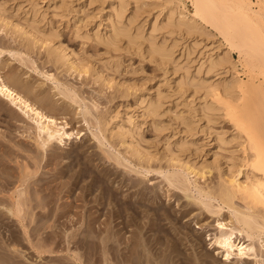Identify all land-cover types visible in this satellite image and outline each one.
<instances>
[{
	"label": "bare ground",
	"instance_id": "1",
	"mask_svg": "<svg viewBox=\"0 0 264 264\" xmlns=\"http://www.w3.org/2000/svg\"><path fill=\"white\" fill-rule=\"evenodd\" d=\"M28 1L30 3L29 7L26 9L25 15H23L24 17H21L22 19L20 20H15L13 18L14 16L9 17V14H6L8 8L6 9L5 6L3 7L0 4V24L1 22H4V25L1 26H4V29L12 35H17L20 38L22 37V40H25L24 44L25 49L27 48V52H33V48H36L37 46L44 47L47 53L46 56L53 65L60 64L61 66H67L69 70L77 71L80 75L89 74L91 81L99 83L103 87L107 86L108 88H113V92H111L112 95L108 96L109 101H113L117 97H127L132 94L135 98L136 109L143 113L142 116H139V119L135 118L129 111H121V106L114 109L109 108V111H97L96 113L87 107L86 115L94 116L95 125L100 128L101 134H94V136L97 137V140L100 141L99 143H102L103 145V139H106L116 148L124 146L123 150L121 148H119V150L120 154H123L122 157L125 158L120 157L119 154H111V152L109 153V151L103 149L104 152L107 151V154L109 153L108 158H114L121 165L125 164L126 159L130 161V163L135 159L136 167L139 166V169H147L148 173L154 171V169L155 171L162 172L163 165L160 163L163 160L168 163V166L179 167L180 169L171 171V174L169 173L166 177H168L167 179L171 185H174L176 188L185 192L184 196L190 201L187 203L188 207L184 210L186 215H190L196 209L193 205L190 206L191 208L189 207L191 203L197 204L202 210V215L206 218H211L214 214L217 215L218 218L215 219V225L219 234L216 235L212 245L214 244L221 250L225 256L224 259L230 260L234 258L235 255L240 259L248 261L250 259H256L255 264H264V259L260 258V254L264 255V148L260 144H257L258 140L256 143L252 141L248 135L250 133L251 135L255 134L253 132L256 130L253 132L250 130L251 132L246 134L248 136H243V134L239 132L240 130L238 129L237 124L234 126L237 127L236 129L239 131L234 129V131L231 130V133L230 131L228 132L224 126L222 129H217L213 125V123L215 124L220 123L223 120L225 121V116L228 118L230 116L234 123L239 120L241 121L242 113L247 114L245 117L246 119L247 117L249 118L248 115H254L253 117L256 119L260 118V112L258 111L259 108L258 110L256 107H248L242 110L239 109L241 106L239 102L242 97L239 88L242 83L244 85V79H242L240 75L239 60H237L234 55L235 52H249L248 48L255 44L256 47L254 46L253 48L252 46V48H250V51L252 52L251 54L256 52L259 56L264 58V53L262 56V53L260 52L264 51V47L259 46L260 42L262 43L260 38L262 39L261 36L264 35V33L262 32V34L260 32V38L255 36V39H259V42L257 41L258 44L254 43L255 39H252V37L255 34H258L257 32L260 31V29L258 30L253 24L251 25L249 23L252 21L253 16L258 14L254 5L255 2L253 0H193L195 12L192 13L187 8L185 0H86L89 5L100 2V5L102 6L99 11V13H101V22L94 35L97 42L105 47V53L108 54L107 56H103L106 57L105 62L102 65L99 64L96 66L92 63L89 56L81 59L79 56L82 53L76 51L75 48L62 38L59 30H56L58 28L49 27L50 24L48 28L47 25L45 27L43 21L46 20V16H41L42 7L39 0ZM63 2H66V0H63ZM84 3L85 1L83 4ZM149 5L154 6L149 10ZM22 7L23 4L18 6L17 10H20ZM81 10V8L77 9L78 12ZM144 12H147V16H143ZM44 13H42V15ZM248 19L251 20L247 22ZM240 20H243L242 24L244 20L246 21L245 25L249 23L248 26H246L249 30L247 35L251 36V41L253 40L254 42L251 43L249 38L244 37L246 35L245 33H247L244 31H247V29L244 27L245 25L242 27L240 26ZM238 23L241 28L238 27L241 30L242 28L245 30L238 32L240 29H238V27L235 28V25ZM252 28L254 31H256V29L258 31L254 34ZM74 32L77 37L91 38V34L86 31L83 32L80 26H77ZM235 32H237V35ZM238 33L240 36H238ZM222 35H224L225 38L221 41V39H223ZM236 36H238V41H240V43L237 42ZM219 37L222 38L220 39ZM239 37L242 39H239ZM217 39L220 40L217 41ZM242 40L245 42H242ZM247 40L250 42L248 43ZM246 42L248 44H246ZM259 47L263 49L257 50L260 49ZM255 48L257 51L252 50ZM113 51L134 52L156 62L159 67L163 68L165 71L167 88L164 89L162 86H158L154 90V86H152L150 88L146 87L143 92V90L137 89L134 84H126L125 81L118 80V73L123 66V57L120 53L111 56ZM258 51L260 53H258ZM178 52L180 55L179 58L177 57ZM253 57L255 56L253 55L252 58ZM261 57H259V61ZM263 58L261 59L263 60ZM184 59L185 64L182 63V60ZM253 60L250 61L253 63ZM255 61H258V59ZM247 63H249V61ZM194 64L197 65L195 66V72H193L192 69ZM254 64L255 62L252 65ZM12 78V81L13 79L17 80ZM54 79H58V76H55ZM11 80H9V78H7L0 70V94L35 124L36 138L35 140L33 138L35 141L33 142L34 145L28 142H23L21 145V148L24 149L23 151L27 150L32 153L30 155L32 160H29L26 164L21 162L22 165L20 163V156L18 157L20 161L15 157L14 160L19 162L21 166H16L17 163L13 164L12 162V155L15 153L13 152V148L11 150V148L7 147L9 145L0 142V149L4 152V154H0V264H15V259L20 257L18 255L19 257L16 258L17 255H15V251L20 253L26 252L24 248H17L18 244L19 246L21 244L24 245L23 247H27V244H29L27 241L32 243V247L30 248L35 251L37 250L39 253L54 252L57 248H52L53 244L57 247L63 246L65 249V251H63L70 256L69 258L67 257V259H69L68 261H70L69 264H114L111 262V256L109 257L110 252L119 249L116 246L120 244H116L115 241L118 242L121 241V238L124 239L123 236L125 233L120 237L121 229H116L113 225V216L116 217L117 215L121 217L125 214L123 209L125 207H122L125 202H119L120 200H118V198L120 197H116L115 191L110 187L111 185L108 184L110 181H108L107 176H113V174H110L111 169H104L105 171L102 169L104 171L102 174L96 171L93 176H90L92 179L90 180L89 178L88 180L87 178V181L84 177L88 176L87 173L92 170V166H83V169L77 171L76 174L73 171L74 169H72L73 166L69 169H59L58 173L65 178L68 177L70 180H65L68 181L69 184L71 183L68 188L62 186L60 189L61 194L64 190L69 193L73 190V186L81 187V183L84 184L82 188L85 189L81 190L83 193L76 198L74 197V200L66 202V199L62 205L57 197V191L59 188L57 189V187H55L56 185L51 183L52 178L51 180L50 178L47 180V172L44 168L42 171L39 170L44 161L43 153L46 151L47 153L52 151L53 154L55 152L56 154L61 152L59 157L62 159H70L75 155H68L67 153L59 151V148L57 149L58 142L63 143L69 139L77 137L75 136L77 135V132L75 133V128H73L75 125L69 127L70 122L68 121L61 125L62 122H59L58 116L55 114L57 113L56 111L52 109V112L55 115L46 111V108L44 107H47L48 105L49 107L56 109V107H54L55 103L51 102L53 101L52 98H50V101V96L48 97V94L51 92L48 93L49 91L46 92L43 89H40L43 90L41 91L42 94L36 92L42 96L44 94V101L46 103L45 105H38L37 102H33L31 98L26 95L27 93L25 94L19 90V88L15 86L16 84H13L14 81L11 83ZM18 81L20 80L18 79ZM18 81H16V83ZM69 83L71 82H68V84ZM17 84H19L18 87H20L24 84V81L22 84L19 82ZM173 84L174 86L172 87ZM27 85L25 84L26 87H28ZM43 85L45 87V84ZM250 85L256 87L255 83H251ZM69 86H74V84H69ZM249 86L247 85V87ZM31 87L32 86H30V89ZM21 88H25L24 85H22ZM59 88L60 87H58V89ZM167 89L170 91H166ZM63 90L64 92L59 89V93H64L66 95L67 91L65 92V90H68V88L65 87ZM69 90L68 92L72 93ZM146 90L148 92H145ZM153 91L155 92L154 95L152 94ZM260 91L261 89L259 92ZM103 92H105L104 88H101L99 93L104 94ZM188 92L192 94L190 102L187 104L189 109L186 108L180 110V104H177L174 116L178 124L182 125L184 129L181 130L182 132H178L177 136L174 135V138H168L162 151L163 157L160 158V156L153 153L151 149L147 147L145 148L142 145V141L144 140L142 131L143 125L147 123L148 119H150L156 130H162L163 127L157 123L156 117L166 113V102L169 100L168 96L178 94V98H182ZM256 92L257 94H255V97L260 98V96L263 95L259 93V96L258 91ZM262 93L264 92L262 91ZM74 94L72 93L71 100L77 101ZM37 96L39 97V95ZM199 97L200 100H197ZM42 104L44 103L42 102ZM257 107L259 106L257 105ZM64 110L63 113H69L70 108H65ZM257 111L259 118L256 117ZM262 119L263 118L260 120ZM202 121L204 124H200ZM248 121L251 120L248 119ZM246 122H244V124ZM259 124L261 126V123ZM259 124H256V126L259 127L258 129H261ZM256 126H253V129ZM200 127H202V131L206 133L207 137L210 138L208 143L212 146L210 152H213L214 156V159L211 162L212 164L209 165L208 169H206L207 165L195 162L192 160L191 156L187 159V155L188 153H191V149H200L196 137L197 133L195 131ZM260 133L263 132L260 131ZM262 138H264V136ZM219 149L229 152V155H220L218 152ZM77 151L78 152L75 151L76 154H78L76 155V158H78L77 156L83 155L85 148L79 147ZM7 157H10V159H7ZM123 159H125V162ZM72 160L73 159H71V161ZM93 160L94 159L92 158V161ZM157 160L160 161V163L156 169L153 165V161ZM82 164H79V166L77 164V166L80 167ZM33 166H36V168ZM152 168L154 169L152 170ZM138 172H141V170H137V173ZM213 173L215 174L216 179L211 177ZM56 177L58 176L56 175ZM207 177H209V179L211 178V182H208L207 180L203 183L200 182L202 178ZM85 181L86 183H83ZM57 185L59 186V184ZM97 188L101 189V191L100 193H97L99 192L97 191L96 195L95 190ZM192 188H196L198 195L192 192ZM94 193L96 196L89 198V196L91 197ZM74 196L76 195L74 194ZM146 196L148 195L146 194ZM146 196L144 197L147 199ZM108 199L110 202L117 199V202L113 205L110 204L112 207L106 212L107 218L103 223H106L107 228L105 227L104 230L102 228L103 226L98 228L99 225H97L101 220V214L99 218V213L97 214L95 210L93 211L91 209L93 206L97 205V202L99 205H103L104 201H108ZM79 200H82V202L79 203ZM122 200H124V198ZM197 200L199 202H197ZM92 201L96 202V204H91ZM130 206H126V210L131 209ZM78 208L81 209L78 210ZM146 209H148V211L151 210L150 208ZM164 209L166 208L164 207ZM224 211L225 213L227 211L229 214L228 218H226L227 215L223 214ZM125 212L127 213L128 211ZM164 212L166 213V211ZM151 213H149V215H151ZM159 213L161 212L159 211ZM153 216L157 215H151L150 218L152 217V220L154 219ZM112 217L113 219L111 220ZM146 219L148 220V218ZM156 219L157 218H155V220ZM174 221L175 220H173V222ZM147 222L149 223L150 221ZM61 224L64 225V228H62ZM69 225L71 228H68ZM158 229L160 230V227ZM61 230H64L65 232L63 231V233ZM159 230L157 232H159ZM174 230L175 229H173V231ZM178 230L174 232L177 233ZM56 235L59 237L58 240L55 237ZM144 235L148 234L146 233ZM159 236L162 235L159 233ZM53 239H55V241ZM140 239L141 237L138 240ZM150 239L148 236L143 237V246L145 244L150 246V243L152 242ZM169 239L170 237L168 240ZM173 239L171 241H173ZM157 240H159V238ZM133 242L135 241L133 240ZM50 243H52L51 247H49ZM165 245L167 244H164V246ZM138 246H136V248H138ZM143 246L141 247V250ZM8 248L14 251V253H11L12 251L9 252L10 250L8 251ZM27 248H29V246ZM82 248L85 249V252ZM152 250L153 251H149L153 253L154 249ZM157 251H160V249ZM157 251H155V253H157ZM119 252H121V250H119ZM131 254L132 253H130V255ZM164 256L166 255L164 254ZM149 257L150 256L148 255L143 256V264H153L149 260ZM160 257L162 259V256ZM28 258L29 257L26 259ZM154 258L156 260V256ZM60 259L58 260V263L61 261ZM62 260L64 262V259ZM37 261L39 260L37 259ZM165 261L166 258L164 262L162 260L160 264H167ZM118 262H120V260ZM184 262L185 263H178L186 264V261ZM24 263L26 264L27 262ZM192 263L187 262V264ZM203 264H205V262H203Z\"/></svg>",
	"mask_w": 264,
	"mask_h": 264
},
{
	"label": "rangeland",
	"instance_id": "2",
	"mask_svg": "<svg viewBox=\"0 0 264 264\" xmlns=\"http://www.w3.org/2000/svg\"><path fill=\"white\" fill-rule=\"evenodd\" d=\"M39 1L41 4V7H42V10H41L42 13L45 12L47 14L46 15L44 13L45 15L44 14L42 15V13H41V16H46V18H45L46 20L43 21V24L45 25V27L47 25V28H48V26L50 24L49 27L58 28L56 30H59L62 38L65 39V41L67 43H69L73 48H75L76 51L82 53L79 56L81 59L87 58L89 56L92 63H94L96 66H98L99 64L102 65L105 62L106 57H103V56H107L108 53H105V47L97 42L95 35H94L95 31L98 29V25L101 22V13H99V11L101 10L102 6L100 5V2H96L92 5H89V3L86 0H66V2H63V0H39ZM84 1H85V3L83 4ZM253 1L255 2L254 5H255V8H256L258 14L253 16L252 21H250L251 19H248L247 22L250 21L249 23L251 25L253 24V26H255L258 30L260 29V31H258L257 29H256V31H254V29L252 28L254 34H255V32L258 31L257 32L258 34H255V35L252 34V35H254L252 37V39H255L256 38L255 36L260 38V36H261L260 32L264 33V0H253ZM185 3L187 5V8L192 13H194L195 7L193 4V0H185ZM0 4L3 7L5 6L6 9L8 8L6 11V14L7 15L9 14L8 15L9 17L14 16L13 18L15 20H20V19H22L21 17H24L23 15H25V11H26V9H28L30 3L28 0H0ZM22 4H23V7L20 8V10H17L18 6H20ZM152 6H154V5H149L148 9L150 10L152 8ZM78 8H81L82 10L78 12L77 11ZM16 10H17V12H16ZM143 16H147V12H144ZM240 21H236V22H240ZM242 21L240 23L241 27L244 26L245 22H246L244 20V22L242 24ZM249 23H247V25H245L244 27L246 28V26H248ZM1 25H4V22H1V24H0V70H1V72L7 78H9V80H11L12 75H13V78L17 79V80H14L12 78L14 81L13 84L14 85L16 84L15 86H17V88H19V90H21L25 94L27 93L26 95L29 96L33 102H35V103L37 102L38 105L39 104L40 105L46 104L44 101V94L42 96L41 91L44 90L46 92L49 91L48 93L51 92L50 94H48V97L50 96L49 97L50 101H51L50 98H52V100L54 102L53 101H51V102L55 103L54 107H56V109L49 107V105L48 106L46 105L48 108L44 107V106L43 107L46 108V111L51 113V114H54L52 112V109L54 111H56L57 113H55V114L58 116L59 122L60 123L62 122L61 125L65 124V122H67V121L70 122L69 127H72V125H75L73 128H75L74 129L75 133L77 132L76 133L77 135H75L77 137H75L73 139H69L63 143L58 142L59 144H57L58 145L57 149L59 148L58 149L59 151H62L63 153H67L68 155L69 154H72V155L75 154L74 155L75 157L73 156L74 158L72 157L70 159L69 158L62 159L61 157H59L61 152H59L57 154L55 152L53 154L52 151H49L48 153L46 151L43 153L44 161L42 162V165H41L42 169L40 168V170H39V171H42L44 168V170L47 172V175H46L47 180H49V178L51 180V178H52L51 183L55 184L56 186L55 185L54 186L57 187V189L59 188L58 191L56 190L58 193L57 197L59 199V202L63 205L64 204L63 202H65L66 199H67L66 202L74 200L78 195L83 193L81 190H85L82 188L84 186V184L81 183V185H80L81 187L73 186V190H71L69 193H68V191L65 192V190H64V192H62V194H61L60 189L62 188V186H64V187L66 186V188H68V186H70L71 183L69 184L68 181L70 179H68V177L65 178L64 176H62L61 174L58 173L59 169H61V168L69 169V168H71V166H73L72 169H74L73 171L76 174L77 171H79L80 169H83L82 168L83 166L84 167H87V166L91 167L92 166L91 167L92 170L89 173H87L88 176L84 177V179L86 181H87V178L89 180L90 176H93L95 174L94 172H96V171L102 174V172L104 173V171L106 169H111L110 174L111 175L113 174V176L112 177L107 176L108 181H110L108 184H110L111 185L110 187H112L113 190L115 191L116 197L117 196L120 197V198L117 197L118 200H120L119 202L120 203L125 202L124 205L122 204L123 205L122 207H125V208H123L125 214L123 213L124 215L121 217L116 215V217L113 216L114 219H113V217L111 218V220L113 219V225L115 226V228L121 229V236L120 237H122L123 234L125 233L123 236L124 239L121 238L122 242L121 241H118V242L115 241L116 244H120V245L116 246L117 248H119V249H117L118 251L112 250L113 252H110L109 257L111 256L110 258H111L112 263L117 264V262L120 260V262H118V264L119 263L122 264L123 262H125L123 264H141V263L143 264V256L148 255V256H150L149 257L150 259L149 258L148 259L153 264H160L162 260L164 262L165 258H166L165 262H167V264H172L173 260H174L173 264H179L178 262L185 263L184 261H186V264H187V262H190V263L193 262L192 264H201V263L203 264V262H205V264H250V262H251V264H255L256 259H250L248 261V260L240 259L235 255H234V258H232L230 260H225L224 259L225 256L223 255L221 250L218 247H216L214 244L212 245V243H214L216 235L219 234L218 229L215 225L216 224L215 219L218 218L217 215L214 214L213 217L211 216V218L210 217L206 218L204 215H202V213H201L202 210L200 209V207L195 203H191L189 205V207L191 205H193L196 209L190 215L185 214L184 210L188 207L187 203H189L190 201L188 200L187 197L184 196L185 192L176 188L174 185H171L167 179L168 177H166L169 175V173L171 171H174V170L176 171L177 169H180L179 167L168 166L167 165L168 163L165 160L161 161V163H160V161L157 160V161H153L154 167H156V169H157L159 166V163H160L163 165V168H162L163 171L162 172L155 171V169L152 168V170L154 169V171L148 173L147 169H144V168L139 169V166L136 167V164H135L136 161H134L135 159L133 160L132 163H130V161H128L127 159L125 162V159H123L125 164L121 165L114 158H108L109 157L108 154L110 152H111V154L112 153L119 154L120 157H122L123 154H120L119 148H121L123 150L124 146L123 147L119 146L118 148H116L108 140L103 139V138H102L103 139V145H102V143H99L100 141L97 140V137H95L94 134L95 133L101 134L100 128H99V126L97 127V125H95L94 116L92 117L91 115H86V113H87L86 109L88 107L94 113H96L97 111H106V110L109 111L110 109H114L116 107L121 106L120 107L121 111H123V112L129 111L130 113H132L134 115L135 118L140 119L139 116H142L143 113L141 111L139 112V110L136 109L135 98L132 94L127 96V97H117L113 101H109L108 96L112 95L111 92H113V88H108L107 86L103 87L99 83H95V82L91 81V77H89V74L80 75L77 71L69 70L67 68V66H61L60 64H59L60 66L55 65V64L53 65V63L51 61H49L48 57L46 56L47 53H46L44 47L37 46L36 48H33L34 50L32 49L33 52H29V51L27 52V48L25 49V44H24L25 40L23 41L22 40L23 38L22 37L20 38L17 35H12L10 32H8L7 30L4 29V26H1ZM77 26L78 27L80 26L82 28L83 32L86 31V32L90 33L91 38L87 39V38H83V37H77L76 34H74L75 33L74 31L77 28ZM238 26H239V23L237 25H235V28ZM239 27H238V29L241 28V27L240 28ZM249 29H251V28H249ZM243 30H245V29L242 28V30L240 29L239 31L238 30L237 31L240 32ZM252 30H251V32H252ZM248 31H249L248 29H247V31L246 30L244 31V32H247V33H245L246 35L248 34ZM251 32H249V33H251ZM235 33L237 35V32H235ZM246 35L244 37L249 38L251 41V38H250L251 36L247 35V37H246ZM222 36H223V39H221L222 37L221 38L219 37L221 39V41L224 40V38H225L224 35H222ZM238 36H240L239 33H238ZM238 36H236L237 37L236 40H237V42L240 43V41H238ZM261 37H262V39L260 38V41L262 40V43L260 42L259 46L264 47V46H262V45H264V38H263L264 35H262ZM220 39H217V41ZM239 39H242V38L239 37ZM250 41H248V43ZM257 41L259 42V39H255V42L252 40L251 43L254 42V43L258 44ZM242 42H245V41L242 40ZM248 43L246 42V44H248ZM39 45H41V44H39ZM252 46L253 45H251V47L248 48L249 52L243 51L242 53H240V52L234 53L235 58L237 60H239V63H240V66H239L240 75H241L242 79H244L243 80L244 85L242 83V85L239 88V90L241 92L240 94L242 97H241V101L239 102V104L241 106L240 105H238V106H240L239 107L240 110L246 109L248 107H256L257 110L259 108L258 111L260 112V118L258 116V111L256 112L257 113L256 117L259 119H256L255 117H253L254 115H248L249 118L247 117V119H246L245 117L247 114L241 112L242 113L241 121L239 120V121H236V123H234V121L231 119L230 116H229V118L225 116L224 117L225 121L223 120L220 123H215V124L213 123V125L217 129H222L224 126V128L228 132L230 131V133L232 131H234V129L235 130L239 129L240 131L239 130L238 131L241 134H243V136L249 135V137L252 139V141H254L256 143L258 140L257 144L258 145L260 144L264 148V145H263L264 144V138H262L264 136V124H263L264 123L263 122L264 121V100H263L264 93H262V91L264 92V89H263L264 88L263 87L264 86V83H263V80H264V61L263 60H264V58L259 56L256 52H254V54H251L252 52L250 51V48H252ZM254 46H255V44H254ZM254 46H253V48H254ZM83 47H84V50H83ZM261 49H263V48H260L257 50H261ZM32 50H30V51H32ZM252 50L254 51V50H256V48L252 49ZM260 52L262 53V56H263L264 51H260ZM260 52L258 51V53H260ZM119 53L122 54V57H123V66H122L120 72L118 73V78H119L118 80H121V81L123 80V81H125L126 84H134L137 89L143 90V92H144V89L146 87L150 88V87L154 86L153 87L154 90L158 86H162L164 89L167 88V86H166L167 81L165 80V71L163 70V68L159 67V65L156 62L151 61L148 57H142L139 54H136L134 52H127V51H121V52L120 51H118V52L113 51L111 56L117 55ZM248 53H250V54H248ZM247 55H249L250 57ZM253 55L255 57L252 58ZM256 56L263 58V60L260 58V61H259V57H256ZM177 57L178 58L180 57L179 52H178ZM247 57H249V58H247ZM257 59H258V61H255ZM250 60H253V63L255 62V64H254L255 66L252 65L253 63ZM248 61L250 64L247 63ZM182 63L185 64V59L182 60ZM195 66H197V65L194 64V66L192 68L193 72H195ZM55 76L56 77L58 76L59 80L54 79ZM170 77H171V75H170ZM21 78L23 79L24 84H22L23 81ZM18 79L20 81H18ZM13 81L11 80V83ZM16 81H18L20 84L24 85L25 88H21L22 85L20 87H18L19 84H17L18 82L16 83ZM253 81H255V82H253ZM68 82H71L69 84L70 85L74 84V86H69ZM259 82L261 83V85ZM27 83H28V85H27ZM41 83H42V85L45 84V87H44V85L42 86ZM251 83H253V84L255 83L256 87H253L252 85H250ZM25 84L29 88L26 87ZM262 84H263V86H262ZM247 85L248 86L250 85V86L247 87ZM30 86H32L31 89H30ZM173 86H174V84L172 85V87ZM58 87H60L59 89H61V91H63V92H64L63 89L65 87H67L68 90L70 89L69 91H71L73 94L75 93L74 95L77 98V101L71 100L72 93L68 92V90H65V92L67 91L66 95L64 93H62V94L59 93ZM62 87H63V89H62ZM101 88L102 89L104 88V91H105V92H103L104 94L99 93ZM28 89H29V92H28ZM40 89H43V90H40ZM250 89H251V91H250ZM254 89H257V90H254ZM260 89H261V91L259 92ZM25 91H27V92H25ZM166 91H170V90L167 89ZM256 91H258L259 96H260L259 93H261V95L263 94L262 96H260V98H262V99H260L259 97H255L256 96L255 94H257ZM36 92L41 93V94H38ZM145 92H148V91L146 90ZM250 92L253 94H251ZM36 94L39 95L40 98ZM152 94L154 95L155 92L153 91ZM191 96H192V94L190 92L186 93L184 95V97H182V98H178V94L168 96L169 100L166 102V107H167L166 113H164L163 115H161L159 117H156L157 123L159 125H161L163 127V129L162 130H156L154 125L151 123L150 119H148L147 123H145L143 125L142 131H143L144 140L142 141V145L145 148L147 147V148L151 149L153 151V153H156L157 156H160V158L163 157L162 151L165 147V144H166V141L168 140V138H171V139L174 138V135L177 136L178 132H182L181 130L184 129V127L182 125H179L177 120L174 118L175 110L177 109L176 108L177 104H180L179 105L180 110H183L186 108L189 109L187 107L188 106L187 104H188V102H190ZM197 100H200V97ZM42 102L44 104H42ZM257 105L259 107H257ZM245 106H247V107H245ZM242 107H244V108H242ZM65 108H70L69 113H63V111H65L64 110ZM261 118H263V119L260 120ZM248 119H250L251 121H248ZM258 120H260V121H258ZM244 122H246V123L244 124ZM247 123L250 124V127H249V124H247ZM259 123H261V126ZM200 124H204V122L202 121V123L200 122ZM235 124H237L238 129H236L237 127H235L236 126ZM239 124H241L243 126H241ZM256 124H259L260 128L261 129L263 128V129L262 130L258 129L259 127L256 126ZM253 126H256L255 128H257V129H255V128L253 129ZM245 127L247 128V131H246ZM250 130L252 132L256 130L255 132H253L255 134H252V135H251V133L248 134V132H251ZM259 130L262 131L263 133H260ZM195 131L197 133L196 137L198 139V144L200 145L199 146L200 149L199 150L191 149V153H188L187 159L191 156L192 160H194L195 162H199V164L202 163L204 165H207L206 169H208L209 165L212 164L211 162L214 159L213 152H210V149L212 148V146L209 145V143H208L210 138L207 137L206 133L202 131V127L196 129ZM35 134H36L35 124L28 117H26L21 111H19V109H17L15 106H13L10 101H8L4 96H2L0 94V142L4 143L5 145H9L7 147L11 148V150L13 148V152H15L14 153L15 155L14 154H13L14 156L12 155V159H13L12 162H13V164L17 163L16 166H21L22 163L26 164L29 160H32L30 158V155L32 153H30L27 150L23 151L24 149L21 148V145L23 144V142H26V143L28 142V143L34 145L33 142H35L34 140L36 138ZM246 134H248V135H246ZM261 134H262V136H261ZM10 136H12V137H10ZM33 138H34V140H33ZM15 145H17L18 147ZM79 147L85 148V152H83L82 156H77L78 158H76V155H78V154H76V152H78L77 149H79ZM103 149L109 151V153L107 154V151H105L106 152L105 153L103 151ZM0 150L2 151V152L0 151V154H4L3 150L2 149H0ZM8 150H10V149H8ZM218 152L220 155H223V156L229 155V152L224 151V150L219 149ZM16 154H17V156H16ZM19 156H20L21 161L18 158ZM15 157H16V159L18 158L17 160H19L20 163L22 162L21 165L19 164V162H16L14 160ZM8 158L10 159V157H7V159ZM92 158L94 159L93 161H92ZM122 158H125V157H122ZM71 159H73V160L71 161ZM89 160H91L92 163ZM85 163H86V166H85ZM77 164H78V166H79V164H82V165H80V167H78ZM33 167L36 168V166H33ZM136 168H138V169H136ZM102 169L103 170L105 169V170L103 171ZM137 170L138 171L141 170V172L137 173ZM55 173L58 177H56ZM211 177H213V179H214L215 174L213 173ZM55 178H57V179H55ZM65 179H67L68 181H66ZM91 179H92V177L90 178V180ZM63 180H64V183H63ZM205 180H207L208 182H211V178L209 179V177L202 178L200 180V182L203 183ZM86 181L83 183H86ZM56 183L59 184V186ZM65 183H66V185H65ZM76 190H77L78 194H77ZM97 191H99V192H97ZM100 191H101V189L97 188L95 190V193L96 192L100 193ZM144 192L148 196H146V194ZM192 192L194 194L198 195L196 188H192ZM95 193H94V195H91V197L89 196V198H92V196L95 197L97 195V193H96V195H95ZM63 194H65V195H63ZM74 194L76 196H74ZM144 196H146L147 199ZM123 198L125 201L122 200ZM108 201H109V203H108ZM108 201L105 200L103 205L102 204L99 205L98 202H97V205H95L96 202H94V201L91 202V204L95 205L92 207L91 210H93V211L95 210V212L97 214L99 213L98 217L101 214V216H100L101 218L100 217L99 218L102 221L100 220L101 223L98 222L99 224H97V225H99V227L98 226L97 227L100 228L103 226L102 228L104 230H105V227L107 228L106 223H103L105 221V219L107 218L106 212L109 211V209L112 207L111 205H113L115 202H117V199L113 200V202L112 201L110 202L109 199H108ZM81 202H82V200H79V203H81ZM197 202H199V201L197 200ZM106 204H108V205H106ZM126 206L127 207L130 206V208H131V209H129L130 211L126 210ZM145 206H146V208H150L151 210L148 211V209H146ZM164 207L166 209H164ZM132 208H133V210H132ZM155 208H158V209H155ZM79 209H81V208H78V210ZM98 209H101V210H98ZM125 211H128L127 213L129 215ZM154 211H155V213H154ZM159 211L161 213H159ZM164 211H166V213ZM149 213H151V215H157V216H153L154 219L152 220V217L150 218L151 215H149ZM168 213H170V214H168ZM183 214H184V216H183ZM223 214L227 215L226 218H228L229 214L227 213V211H226V213L224 211ZM119 215H121V214H119ZM225 215H223V216H225ZM159 216L160 217L163 216L162 217L163 220ZM168 216H169V218H168ZM144 217L148 218V220ZM126 218L127 219L129 218V219L127 220ZM155 218H157V219L155 220ZM146 220L150 221L151 223L150 222L148 223ZM173 220H175V221L173 222ZM158 222H159V224H158ZM145 223H146V225H145ZM152 223L154 224V226ZM124 224L126 225V227ZM61 225H62V228H64V225L63 224H61ZM149 227H151V228H149ZM156 227H157V229H156ZM159 227H160V230L158 229ZM171 227H173V228H171ZM68 228H71L70 225ZM176 228H178L179 230ZM123 229H124V231H123ZM173 229H175L174 230L175 232H176V230H178L177 233H175L173 231ZM158 230H159V232H157ZM61 231L63 232L64 230H61ZM142 232H143V234H142ZM162 232H163V234H162ZM146 233L148 235H144ZM155 233H156V235H155ZM159 233L162 236H159ZM174 234H176V235H174ZM135 235H136V239H135ZM145 236H148L149 239L151 238L150 239L152 241L150 243L151 245L149 244L151 247L146 245V244L144 245L145 247L143 246V237H145ZM55 237L57 240L59 239V237H57V235ZM140 237H141V239L138 240ZM169 237H170V239L168 240ZM158 238H159V240H157ZM210 238H213V239H210ZM130 239H133L135 242H133V240H130ZM160 239H161V241H160ZM172 239H173V241H171ZM181 239H182V242H181ZM53 240L55 241V239H53ZM25 242H26V240H25ZM27 242L30 245L27 243H25V244H27L29 246V248H27L28 246L23 247L24 245H21V244L19 246V244H18L17 248H24V250L26 252H24L25 253L24 254V253H20V252L15 251L16 252L15 255H17L16 258L24 255L21 258L19 257L18 259H15V262L16 263L18 262L17 264H19V262H20V264H25L24 262H27L26 264H36V263L37 264H41V263L42 264H45V263L57 264L58 260L60 258H61L60 259L61 261H59V263L61 262L60 264H64V263L69 264L70 263V261H68L69 259H67V257L69 258L70 256L66 252H64L65 249L63 246L57 247L56 245L54 246V244H53L52 248L53 247L57 248V249H55L54 252L39 253V252H37V250L35 251V250H32L30 248V247H32L31 242H29V241H27ZM170 243H172V244H170ZM51 244L52 243H50L49 247H51ZM153 244H155L156 246ZM164 244H167L168 246L167 245L164 246ZM141 245L143 246L145 253L143 252V248L141 250V247H142ZM136 246H138V248H136ZM58 248H59V252H58ZM147 248H149V249H147ZM163 248L165 251L163 250ZM29 249L31 250V252ZM61 249H62V251L60 252ZM82 249L85 252V249L84 248H82ZM137 249H139V250H137ZM152 249H154L153 253L149 251V250L153 251ZM156 249L157 250L160 249V251H157ZM178 249H180V250H178ZM9 250H10V248H8V251ZM119 250H121V252H119ZM147 250H148V253H147ZM11 251L12 250H10L9 252H11ZM155 251H157V253H155ZM11 253H14V251H12ZM130 253H132V254L130 255ZM154 253H155V255H154ZM151 254H152V256H151ZM157 254H158V256H157ZM164 254L166 256H164ZM171 254H173V255H171ZM25 255L29 258L26 259L27 257ZM176 255H177V257H176ZM155 256H156V260L154 258ZM160 256H162V259ZM260 256H261L260 257L261 259H264V255L260 254ZM33 259H34V263H33ZM37 259L40 261V263H39V261H37ZM62 259H64V262ZM117 259H119V260H117ZM175 259H176V261H175ZM202 260H204V261H202ZM30 261H32V262H30ZM43 262H45V263H43Z\"/></svg>",
	"mask_w": 264,
	"mask_h": 264
}]
</instances>
